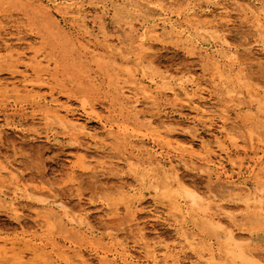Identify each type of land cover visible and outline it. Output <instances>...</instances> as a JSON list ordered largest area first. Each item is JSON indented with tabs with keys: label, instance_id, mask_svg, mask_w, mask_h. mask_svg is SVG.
Returning a JSON list of instances; mask_svg holds the SVG:
<instances>
[{
	"label": "rangeland",
	"instance_id": "1",
	"mask_svg": "<svg viewBox=\"0 0 264 264\" xmlns=\"http://www.w3.org/2000/svg\"><path fill=\"white\" fill-rule=\"evenodd\" d=\"M76 1L85 23L61 0H0V195L30 192L20 212L0 206V264H154L139 228L150 248L176 246L184 264H258L240 260L203 210L218 204L242 246L264 255V0H238L246 13L234 0ZM194 81L214 118L197 132L198 101L172 92H193ZM48 110L70 111L87 134ZM158 113L188 121L149 126ZM220 117L235 122L237 147L220 133ZM81 151L97 159V173L79 166ZM146 153L184 157L180 173L197 205L141 161ZM228 180L239 191H224Z\"/></svg>",
	"mask_w": 264,
	"mask_h": 264
},
{
	"label": "bare ground",
	"instance_id": "2",
	"mask_svg": "<svg viewBox=\"0 0 264 264\" xmlns=\"http://www.w3.org/2000/svg\"><path fill=\"white\" fill-rule=\"evenodd\" d=\"M233 4L235 5V9L238 10V11H242V12H245L246 13V11L249 10V11L252 12V10H251L250 7H248V6H245L244 7L242 5H239L238 0H234L233 1ZM59 6L62 7V8H66V9H72L77 14L76 18L79 20V22L85 23V20H86L87 17H86L85 14H83V9H82L83 7H82V5L79 2H77L76 0H74V1L61 0ZM143 39H146L145 36L143 37ZM34 71L38 72L37 69H34ZM38 84H41V83L38 82ZM51 87H52V85H51ZM190 89H192L193 92H190L188 90V87L184 85V86H181L178 89H173L172 92H173V94L175 96L184 94L191 102L194 99H195V101H198L197 103H194L193 102V104H192L193 106H191V109H190V111L195 114L194 118L192 120H190V122L193 123V127H194V130L196 132L198 131L196 127L199 126V125H201V126L204 127V126H207V123H209L208 127H213L214 126V123H213L214 122V118L212 117V114H213L212 107L211 106H208V105H205L203 103V100L204 99H202V98L199 99V97L196 98L197 97L196 96V93L200 91V88H199L198 83L195 82V81L192 82ZM131 103L134 105V108H135L136 106L139 105V100L134 99V100L131 101ZM45 114H46V116H50L51 115V116L59 119L63 123V125H65L66 127H69V128H72V129H78L79 130V132H78L79 134H83V135H86L87 134V130H88L87 127L88 126L85 125V124L80 123L78 121V118H75V116L70 111H67L66 110L65 111V114H61L58 110H48V111H46ZM158 115H159V113H158ZM135 116L136 117H139L140 116V113L139 112H136L135 113ZM156 116H157V114L150 116V119H148V121H149L148 122V125L149 126H152V127H157V126H160L161 127L162 126V127L168 128V127H170V126H172L174 124V119H173L174 116L179 117V119H181V120H187L188 121V118L183 113H175V114H173L171 116L166 115V114H162L161 115V113H160V115L158 116V118H156ZM162 119H165L167 121H163ZM219 120L221 121L220 122L221 125L219 127L220 128V133L222 135H224V138L225 139H229V141L230 140L231 141H234L233 142V145H235L234 147H237V144L235 143V142H237L236 136H235L236 135V131L234 129L235 122H231V120L229 118H226V117H220ZM229 127L231 129H229ZM162 137L163 136H161L160 138H162ZM219 139H221V138H219ZM77 144H78V149H80L82 151L87 150L81 144L80 140L78 141ZM229 149L230 148H224L221 151L222 152H225L227 154L229 152ZM97 150L99 151V153H101V155H102L103 158H108V159H111L112 158L111 156L108 155L107 149H102L101 147H97ZM82 151H81V153L79 152L80 153V156H79V166L82 167L85 170H91L92 172L97 173L98 170H97V168L94 165V162L97 159H95V161H94V158L93 157L92 158L89 157V155H87L86 153H83ZM213 153H215V151H206L205 152L206 158L210 157V155L213 154ZM146 155L148 156L147 159H146V161L143 160V159H141V161H144V162L148 163V165H152V166L155 165L158 170H161L164 173L165 177L168 180H171L173 182V184H177L182 189H184L188 194H191L192 193L188 189V187L186 186V184H185V182H184V180H183V178L181 176L180 169H179V166H182V165L183 166L184 165L186 166V164L184 163V160H185L184 157H179L178 158V162H174V160L172 159V156L171 155H166V156H163L162 155V156H160L159 159L156 158V157H154V156H152V155H150L149 153H146ZM115 158H113V159H115ZM128 160L130 161L129 163L131 165H135V162L132 161L133 158H129ZM138 161H140V160H138ZM163 162H166L167 165H168V167L164 166L163 165ZM205 163L208 166L215 165L212 161H205ZM136 165L138 166V164H136ZM217 166L219 167V165H217ZM9 167H10V165H9ZM9 167H7V168H9ZM215 167H216V165H215ZM14 168L16 169V167H14ZM10 169L14 170L13 168H10ZM216 178L219 179L220 178V174H218L216 176ZM228 178H230V177H228ZM225 184H229L228 186H224V187L222 186V188L224 189V191H226L227 193H229V194H232L233 193L234 194L235 192L239 191L238 190L239 185L237 186L235 184V182H232V181L228 180V181H226ZM241 189H242V186H241ZM24 193H30V192H29L28 189H25L24 192H20V193L19 192H14L13 193V196L8 200L5 197L6 196V193L4 191H2L0 196L1 197H4V199H3L2 203H0V206L3 207V206L6 205V207L9 210H11L13 212H20V210L18 208V205L20 204V199L23 197V194ZM7 194H9V193H7ZM188 194H186V195H188ZM190 198H191V201L193 202V204L194 205H197L198 199L196 200L195 195L194 194H191L190 195ZM214 202H216V201L214 200ZM135 203L136 202H130V206H134ZM177 204H178V200H175L174 198L170 201V204H169L170 207H172V209L175 211V213L173 212V218L174 219H176V216L178 214H181L182 213L181 210H180V208L177 207ZM203 212L205 213L203 218L206 220V224L208 226H210L211 228H214L215 230H217L220 237L222 236L223 238H226V240L228 241V243L230 244V246L233 245L236 248H238L234 252L238 256V258H240V260H242V261H244V260L245 261H248L250 259L251 261H253L255 263L264 264V255H263V253L262 252H261L262 254L261 253H257L256 251L252 250L249 246H242V243L245 242V240L244 239H241V237H239V235L234 234V231L231 230V229H229L226 226L227 223L224 222V218L222 217V213H220V206L218 204H215V205H213L211 207L205 208L203 210ZM230 220L233 223H236L238 221L234 217H230ZM136 230H134V231H136V233L138 234V236L141 237V239H142V244H143L142 250H143V252H147L148 253V258H151L152 259V262L154 264H184L183 263V257L181 256V252L176 249V246H172V247L171 246H166V247L163 248V251L161 253V251H158V249L156 247L150 248L149 245L144 242V239L146 237V235L144 233V228H142V229L139 228V229H136ZM182 237L184 238L185 241L190 242V243L194 240V239H188L186 237V235H182ZM125 250H126V252H128V248H125ZM224 251L226 253H228L230 250L224 249ZM230 253L231 254H234V253H232V250H231ZM214 254H215L214 253V250L211 249L210 250V256H212V257H210V258H212V259H210V260H212L211 262H214L213 261L214 260ZM195 255L200 260H203L205 258V256L201 252H199L197 250H195ZM214 264H219V261H216V263H214Z\"/></svg>",
	"mask_w": 264,
	"mask_h": 264
}]
</instances>
